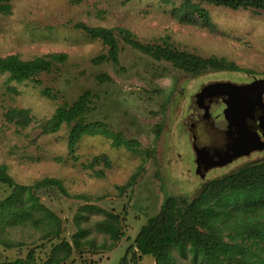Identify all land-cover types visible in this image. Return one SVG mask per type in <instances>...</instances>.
Listing matches in <instances>:
<instances>
[{
	"label": "rangeland",
	"instance_id": "374dc122",
	"mask_svg": "<svg viewBox=\"0 0 264 264\" xmlns=\"http://www.w3.org/2000/svg\"><path fill=\"white\" fill-rule=\"evenodd\" d=\"M182 1L9 0L10 12L0 13V58L68 55L65 62H57L52 71L37 77L40 84L10 81L0 71V166L5 165L21 185L31 186L45 178L63 182L71 195L56 188L35 189L41 202L62 220V237L72 239L78 229L75 217L88 204L126 216L121 223L134 237L148 217L159 213L167 196L195 197L208 181L264 160L262 149L208 170L210 153L198 144L206 143V124L199 122L206 115L205 85L264 79V10L204 4L207 18L195 14L197 21L186 22L176 12ZM76 22L126 28L143 43L167 42L180 51L235 63L243 71L210 67L193 75L133 48L118 30L120 52L115 63L105 58L108 46L76 29ZM103 73L111 80L97 78ZM43 88H50L56 97L44 95ZM86 90L96 94L87 120L104 121L113 131L139 141V151L116 147L105 134H91L84 135L70 152L67 125L56 132L44 130L43 123L60 105L75 101ZM12 107L30 111L33 119L27 126L7 119ZM101 154L109 157L110 164H98L104 175L97 176L86 164ZM135 174V183L121 192L119 187ZM11 191L0 185V199ZM34 213L33 219L0 224V261L24 258L31 251L39 264L48 259L59 239L49 233L46 217ZM104 217L101 212L85 211L79 223L98 244L111 242L95 228ZM131 242L123 237L119 254ZM113 251L75 250L67 264H115ZM173 253L176 264H204L190 251L184 255L175 249ZM137 264H155V260L143 257Z\"/></svg>",
	"mask_w": 264,
	"mask_h": 264
},
{
	"label": "trees",
	"instance_id": "16d2710c",
	"mask_svg": "<svg viewBox=\"0 0 264 264\" xmlns=\"http://www.w3.org/2000/svg\"><path fill=\"white\" fill-rule=\"evenodd\" d=\"M204 4L232 9L264 10V0H183L176 12L181 20L186 22L197 21L195 14L206 19L208 14ZM10 6L9 0H0V13H9ZM74 27L89 38L99 39L106 44L109 50L105 58L115 63L119 62L120 52V43L115 33L118 30V35L133 48L159 61H168L176 68L193 75H199L210 67L243 71L235 63L180 51L167 42L143 43L126 28L96 27L84 22H76ZM67 58L66 53H52L24 60L19 55L12 54L0 58V71L7 73L10 81L21 83L32 80L40 84L41 81L37 79L40 74L52 71L57 62H65ZM97 78L111 80L105 73ZM42 93L50 98L56 97L50 88H43ZM95 98V93L86 90L75 101L64 102L43 123L44 130L56 132L62 125H67L70 129V152L75 150V145L84 135L91 134H105L113 138L114 146L139 151V141L113 131L104 121L87 120V116L95 108ZM6 117L23 127L33 119L28 109L13 107L7 111ZM100 163L108 166L109 157L105 154L96 155L86 165L93 169L97 176H103L104 169L96 168ZM135 176L137 175L135 174L125 186L119 187L121 192L135 183ZM0 185L12 189L7 196L0 199V224L33 219L34 211H37L46 217L49 233L59 239V242L52 246L48 259L42 264H67L75 250L82 252L88 247L95 252L102 249L110 252L114 250L117 257L115 261L110 260L115 264H137L143 257H153L155 264H176L173 253L175 249L184 255L186 251H190L195 259L200 258L204 264H264V160L248 163L234 172L208 181L195 197L167 196L159 213L148 217L134 237L127 234L121 223L122 220H127L126 216L90 204L82 207L77 213L75 219L78 229L72 239L62 237V220L41 202L35 192V189L40 188H56L71 195L59 178H45L34 185L25 186L17 183L8 173L7 167L1 165ZM92 210L104 214L105 217L96 223L95 228L105 233L111 240L110 243L98 244L95 238L89 237L88 229L79 226L84 212ZM123 237L132 242L119 254L122 246L119 242ZM0 264L39 262L31 251L24 258L0 261Z\"/></svg>",
	"mask_w": 264,
	"mask_h": 264
},
{
	"label": "water",
	"instance_id": "95a60500",
	"mask_svg": "<svg viewBox=\"0 0 264 264\" xmlns=\"http://www.w3.org/2000/svg\"><path fill=\"white\" fill-rule=\"evenodd\" d=\"M254 79L256 80L254 82L257 87L256 91H253L251 85L241 86L229 81L209 83L203 88L207 95L221 97V100L217 101L214 106L208 107L207 116L216 117L218 121L224 118L227 128L233 135L232 147L226 153L225 164L264 149V141L261 140L257 130L254 131L248 127V119L255 117L261 109L262 113L258 117L259 126L264 128L262 125V120L264 121V79ZM238 127L239 130L236 131Z\"/></svg>",
	"mask_w": 264,
	"mask_h": 264
},
{
	"label": "flooded vegetation",
	"instance_id": "af4514ba",
	"mask_svg": "<svg viewBox=\"0 0 264 264\" xmlns=\"http://www.w3.org/2000/svg\"><path fill=\"white\" fill-rule=\"evenodd\" d=\"M256 80L254 78H250L248 80L243 81V83L236 84V85H241V86H248L251 85L253 88V91L257 90V87L255 85ZM259 89V88H258ZM264 89V87H263ZM205 93V92H204ZM221 97L220 96H214V95H207L206 93L204 94V101L203 104L206 105V115L202 117V119L199 120V122H203L206 124V127L204 128V137L206 138V143H198L200 144L201 147H205L204 149H207L209 151V156L208 161L210 163L208 170L210 169H217L219 167H225L228 164L224 163V160L227 156V152L231 149L232 147V140H233V135L232 132H230V129L227 128V122L224 118L222 120H219L213 118V116H207L209 108L214 106V104L217 101H220ZM208 105V106H207ZM261 109L258 110L257 114L255 117L249 118L248 119V127L252 130H257L259 133L261 140L264 141V128H261L259 126V119L261 115ZM263 122V120H262ZM241 128V126H240ZM239 130V127L236 129V131ZM252 154V153H251ZM242 158V157H241ZM240 159V158H238ZM237 160V159H236ZM235 160V161H236ZM259 161V160H257ZM254 162V161H253ZM230 164V163H229Z\"/></svg>",
	"mask_w": 264,
	"mask_h": 264
},
{
	"label": "bare ground",
	"instance_id": "6f19581e",
	"mask_svg": "<svg viewBox=\"0 0 264 264\" xmlns=\"http://www.w3.org/2000/svg\"><path fill=\"white\" fill-rule=\"evenodd\" d=\"M262 125L264 126V121L262 122Z\"/></svg>",
	"mask_w": 264,
	"mask_h": 264
}]
</instances>
